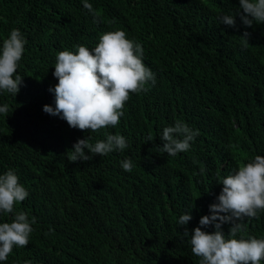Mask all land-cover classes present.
I'll return each instance as SVG.
<instances>
[{
  "label": "trees",
  "instance_id": "1",
  "mask_svg": "<svg viewBox=\"0 0 264 264\" xmlns=\"http://www.w3.org/2000/svg\"><path fill=\"white\" fill-rule=\"evenodd\" d=\"M88 2L99 18L82 0H0V54L13 28L26 40L19 92L0 90V106L9 107L0 113V175L12 169L29 193L0 223L16 212L36 218L27 246L14 245L0 264H199L190 234L211 215L220 179L264 156V24L244 25L240 0ZM222 15L236 16V26L220 23ZM115 30L142 45L155 84L130 93L118 125L99 132L46 113L45 105L55 107L58 52L92 50ZM177 120L199 135L188 151L168 156L160 136ZM105 132L123 135L128 147L70 162L78 140L95 143ZM126 158L131 172L121 166ZM187 213L192 219L181 226ZM243 224L236 238L264 237V212ZM230 227L222 225L226 235Z\"/></svg>",
  "mask_w": 264,
  "mask_h": 264
},
{
  "label": "clouds",
  "instance_id": "2",
  "mask_svg": "<svg viewBox=\"0 0 264 264\" xmlns=\"http://www.w3.org/2000/svg\"><path fill=\"white\" fill-rule=\"evenodd\" d=\"M83 7L95 18L100 13L88 0H82ZM241 20L251 27L253 23L264 24V0H240ZM219 22L236 26V16L222 15ZM249 33L242 37L244 46L248 44ZM26 40L17 28H13L3 41L0 54V90L16 95L20 90L22 77L17 73L18 62L25 50ZM77 51L63 50L57 54L54 77L58 83L50 92L55 95V107L45 105L44 111L59 116L72 128L81 131L99 132L102 128L118 125L123 108L130 93L146 92L149 81L155 84V76L143 63L144 49L138 42L127 38L123 30L109 31L99 37L98 44L89 50L78 45ZM7 104L0 106V113L7 114ZM106 139L90 142V137L78 140L67 153L70 162L90 161L96 155L104 156L115 150L128 147L126 138L117 133H104ZM199 135L186 123L177 120L174 126L165 127L160 139V151L168 156L190 149V142ZM151 141L152 137L149 136ZM91 155L86 154V151ZM124 171L131 172L133 161H121ZM223 185L218 202L211 204V215L203 216L199 227L190 234L191 251L199 257V264H261L264 260V237L250 236L236 238L246 233L245 218H259L264 212V156L256 155L247 163H240L238 170L220 179ZM29 193L19 183V177L12 169L0 175V213H13L14 205L22 202ZM191 213L180 216L178 223L187 225ZM24 212H16L12 221L0 223V261H6L13 246L25 247L29 243L32 224ZM230 224L226 235L222 225ZM214 226L208 233L202 227ZM185 237L189 236L186 230ZM30 264V262H26Z\"/></svg>",
  "mask_w": 264,
  "mask_h": 264
}]
</instances>
